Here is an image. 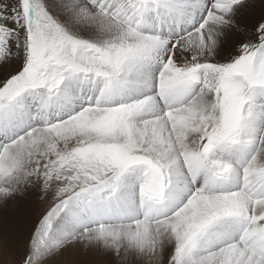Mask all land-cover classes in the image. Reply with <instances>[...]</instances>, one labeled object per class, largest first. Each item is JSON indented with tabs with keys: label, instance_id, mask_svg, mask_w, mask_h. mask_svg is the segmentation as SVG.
<instances>
[{
	"label": "snow or ice",
	"instance_id": "obj_1",
	"mask_svg": "<svg viewBox=\"0 0 264 264\" xmlns=\"http://www.w3.org/2000/svg\"><path fill=\"white\" fill-rule=\"evenodd\" d=\"M264 264V0H0V264Z\"/></svg>",
	"mask_w": 264,
	"mask_h": 264
},
{
	"label": "rangeland",
	"instance_id": "obj_2",
	"mask_svg": "<svg viewBox=\"0 0 264 264\" xmlns=\"http://www.w3.org/2000/svg\"><path fill=\"white\" fill-rule=\"evenodd\" d=\"M15 256H16V254L14 253V254H13L12 264H17V261H16V259H15Z\"/></svg>",
	"mask_w": 264,
	"mask_h": 264
}]
</instances>
